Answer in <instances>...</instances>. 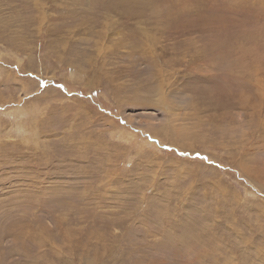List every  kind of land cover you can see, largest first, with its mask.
<instances>
[{
    "label": "rangeland",
    "instance_id": "obj_1",
    "mask_svg": "<svg viewBox=\"0 0 264 264\" xmlns=\"http://www.w3.org/2000/svg\"><path fill=\"white\" fill-rule=\"evenodd\" d=\"M0 264H264V0H0Z\"/></svg>",
    "mask_w": 264,
    "mask_h": 264
},
{
    "label": "bare ground",
    "instance_id": "obj_2",
    "mask_svg": "<svg viewBox=\"0 0 264 264\" xmlns=\"http://www.w3.org/2000/svg\"><path fill=\"white\" fill-rule=\"evenodd\" d=\"M142 145V144H141Z\"/></svg>",
    "mask_w": 264,
    "mask_h": 264
}]
</instances>
